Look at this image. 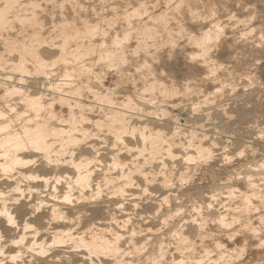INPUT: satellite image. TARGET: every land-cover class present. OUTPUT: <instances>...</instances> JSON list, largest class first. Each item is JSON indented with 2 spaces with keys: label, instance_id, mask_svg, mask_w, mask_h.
<instances>
[{
  "label": "bare ground",
  "instance_id": "bare-ground-1",
  "mask_svg": "<svg viewBox=\"0 0 264 264\" xmlns=\"http://www.w3.org/2000/svg\"><path fill=\"white\" fill-rule=\"evenodd\" d=\"M228 1L0 0V264H264V24Z\"/></svg>",
  "mask_w": 264,
  "mask_h": 264
},
{
  "label": "rangeland",
  "instance_id": "rangeland-1",
  "mask_svg": "<svg viewBox=\"0 0 264 264\" xmlns=\"http://www.w3.org/2000/svg\"><path fill=\"white\" fill-rule=\"evenodd\" d=\"M233 1V2H232ZM229 3L230 2H232L231 4H233V5H231V4H229L231 7H233V8H235L236 10L234 11V14L235 15H237L238 17H241L242 19H247L248 18V16L250 15V12H248V11H246V10H242L241 11V9H239V8H237V6H234V2H235V0H229L228 1ZM241 2L243 3V4H246V8H251V9H253V12H254V14H255V16H257V18H256V20H255V24L258 22V21H261L262 22V24H264V0H241ZM238 27H240V24L238 25ZM242 48V50H239V49H241ZM249 50H250V52H249ZM241 51V52H240ZM237 52H239V54L237 55L238 56V59H242L243 58V60H244V56L243 55H246V53L248 52V54L246 55L247 56V58L243 61V60H241L240 59V62H241V65H245V66H251L253 63L252 62H255V64L254 65H252L254 68H258V70H260L259 72H261L263 75L261 76V79H262V81L264 82V48L262 49H260V48H257V49H253V48H248V47H238V51ZM243 53H245V54H243ZM250 53H252L253 54V56H252V54H251V56L252 57H250V58H248L249 56H250ZM256 53H257V55H256ZM258 53L260 54V55H258ZM255 54V55H254ZM241 56V57H240ZM245 56V57H246ZM240 57V58H239ZM256 57V58H255ZM262 58V59H261ZM226 59V58H225ZM251 59V60H250ZM255 59H257V61H254ZM243 62V63H242ZM247 62V63H246ZM250 62V64H248ZM259 63V64H258ZM247 64V65H246ZM259 65V67H258V65ZM241 65H239V67L241 68L242 66ZM252 66L250 67L251 69L250 70H252L253 68H252ZM262 82V83H263ZM264 84V83H263ZM259 114H257V116H258ZM261 117H264V116H262V115H259L258 117H256L255 118V120L258 122H262L263 121V118H261ZM262 152H260V151H258L257 153H256V160H258V159H261V158H263L262 156H263V154H261ZM258 154V155H257ZM260 155V156H259ZM243 257V256H242Z\"/></svg>",
  "mask_w": 264,
  "mask_h": 264
}]
</instances>
